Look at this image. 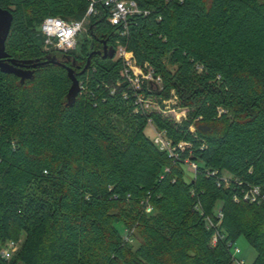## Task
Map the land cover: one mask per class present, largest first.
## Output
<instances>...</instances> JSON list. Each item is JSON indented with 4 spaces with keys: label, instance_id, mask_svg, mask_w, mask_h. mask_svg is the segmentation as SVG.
Listing matches in <instances>:
<instances>
[{
    "label": "trees",
    "instance_id": "1",
    "mask_svg": "<svg viewBox=\"0 0 264 264\" xmlns=\"http://www.w3.org/2000/svg\"><path fill=\"white\" fill-rule=\"evenodd\" d=\"M134 1L148 15L124 38L98 4L77 55L45 51L40 27L81 20L89 0H0L9 59L36 65L24 81L0 70V264H234L241 236L264 264V200H243L264 194V0ZM118 39L160 84L131 87L103 57ZM8 241L19 248L5 260Z\"/></svg>",
    "mask_w": 264,
    "mask_h": 264
},
{
    "label": "built area",
    "instance_id": "2",
    "mask_svg": "<svg viewBox=\"0 0 264 264\" xmlns=\"http://www.w3.org/2000/svg\"><path fill=\"white\" fill-rule=\"evenodd\" d=\"M89 7L86 15L81 20H65L57 16L46 17L40 27V31L45 36V51L51 49H58L62 51L76 50L79 37L85 32V25L89 20L90 16L96 14V7L98 4H102L109 12L108 21L113 26L121 28L118 33L119 37L124 38L129 33L130 19L133 16L148 15V11H143L139 8L138 4L134 0H89ZM115 55L117 59L123 62V75L136 90H142L144 81H156L151 71L143 73V69L137 65L134 53L127 49V46L118 39L116 40V51ZM201 71L202 68L198 67ZM159 79V78H158ZM80 90H84V86L80 84ZM137 103L143 105L145 109H148L152 101L145 100L142 95H138ZM153 103V102H152ZM155 142L160 145L162 149H169L168 142L164 140L163 132H156ZM185 146V143H181L180 147ZM170 150V149H169ZM171 151V150H170ZM195 169L196 166L193 165ZM216 172L213 173V175ZM223 182L228 186L229 181L225 177ZM264 200V194L259 187H251L244 194L243 200L256 202L257 200ZM237 201V199H236ZM148 211L150 208L147 209ZM222 217V215H220ZM218 240L217 235L213 239V244ZM16 243L9 241L1 250L2 258L10 260L16 250ZM232 257L234 264H248L247 262L240 260L241 250L237 247H232Z\"/></svg>",
    "mask_w": 264,
    "mask_h": 264
},
{
    "label": "water",
    "instance_id": "3",
    "mask_svg": "<svg viewBox=\"0 0 264 264\" xmlns=\"http://www.w3.org/2000/svg\"><path fill=\"white\" fill-rule=\"evenodd\" d=\"M13 14L7 9L0 8V70L5 74H12L24 81L29 78L32 71L29 67L35 68L36 65L29 66L28 64H20L14 59H9V55L6 52V41L9 37L12 23ZM101 54V52L92 51L90 55ZM115 51L109 49L107 44L104 45L103 57L104 58H114ZM87 68V67H86ZM85 68V69H86ZM68 76L72 81V86L70 89V98H75L80 93V86L77 77L75 76V71L73 68H67Z\"/></svg>",
    "mask_w": 264,
    "mask_h": 264
},
{
    "label": "rangeland",
    "instance_id": "4",
    "mask_svg": "<svg viewBox=\"0 0 264 264\" xmlns=\"http://www.w3.org/2000/svg\"><path fill=\"white\" fill-rule=\"evenodd\" d=\"M89 24H90V19L87 21V23L85 25V32L79 37L77 48L74 51L77 55H81L82 54V51H81L82 50V45L85 44V43H88V41H89L88 44H89V49H90L91 38L89 37L90 35H89V31H88L89 30L88 29L89 28ZM116 59H117V57H116ZM167 65H168V68H170L171 70H175V68L177 67L176 64L167 63ZM143 73L145 74V72H143ZM155 82L157 84H160V82H161L160 78L159 79L156 78ZM164 104L166 105L167 109H170V108L172 109L173 106L177 104V97L176 96H172V98L170 100H168V101H165ZM151 109H157V106L154 103H152V102H151V104L148 107V110H151ZM172 112H174L177 121H181V120L185 119L186 116H187V111L185 109H181V108L180 109H175ZM191 130L194 131L193 128H191ZM156 132H158V131L153 126V124L149 123V127L146 129L147 135L149 137H151V138H155L156 137ZM164 140L166 141L165 138H164ZM190 168L194 169L193 165H191V163H190ZM187 172H188V176H192V174H193L192 171L187 169ZM8 242H6L5 244H7ZM134 245H135V243H134ZM234 247H237V248H239L241 250V255L239 256L240 260H243V261L247 262L248 264H251L254 261V259L256 257V251L249 244V242L247 241V239L244 236H241L237 240V242L234 244ZM16 248H17L16 250H18V248H19V244L18 243L16 244ZM16 250H15V252H16Z\"/></svg>",
    "mask_w": 264,
    "mask_h": 264
}]
</instances>
